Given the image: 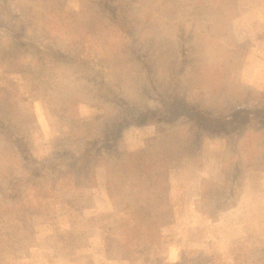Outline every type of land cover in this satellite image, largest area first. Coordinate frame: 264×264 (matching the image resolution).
I'll list each match as a JSON object with an SVG mask.
<instances>
[{
	"label": "rangeland",
	"instance_id": "obj_1",
	"mask_svg": "<svg viewBox=\"0 0 264 264\" xmlns=\"http://www.w3.org/2000/svg\"><path fill=\"white\" fill-rule=\"evenodd\" d=\"M0 120L104 154L15 187L0 134V264H264V0H0Z\"/></svg>",
	"mask_w": 264,
	"mask_h": 264
},
{
	"label": "trees",
	"instance_id": "obj_2",
	"mask_svg": "<svg viewBox=\"0 0 264 264\" xmlns=\"http://www.w3.org/2000/svg\"><path fill=\"white\" fill-rule=\"evenodd\" d=\"M13 41L15 42V45L11 47V49L14 50V55L12 57L14 59V64H16L18 61H20L21 54H24L25 49L34 48V45L24 41L21 42L19 38ZM17 47L19 49H17ZM35 49H37L39 52L38 56H43L44 58L54 54L47 52L46 49H41L38 47H35ZM21 67L22 66H18L16 71L19 72ZM181 113H183V111ZM113 128V126L108 125L104 131L111 133L114 130ZM215 128L220 129V127ZM199 129L206 130L208 127L203 125L199 127ZM0 134L8 139L9 142L13 143L17 154H19L22 158V173L20 176H11L9 178V182L10 180L16 181L13 185L15 187L27 183L28 179L31 180V182L38 181L39 183H45L44 180L48 178L53 179L54 186H56L57 182L64 181L66 179L68 180L65 184L75 182L76 185L84 186L85 184L90 183L89 173L92 169H94L96 164H99V159L102 158L103 154L97 150L96 139L92 138L84 142L85 149L81 153L75 154L67 149H64V146H58V149L56 148L53 152V155L50 157L37 156L32 151L31 146L23 134L20 132L18 135L15 132L12 124L0 120ZM66 151L68 156H66ZM44 172L47 173L46 176L43 175ZM141 212L143 213L145 211L141 210Z\"/></svg>",
	"mask_w": 264,
	"mask_h": 264
}]
</instances>
